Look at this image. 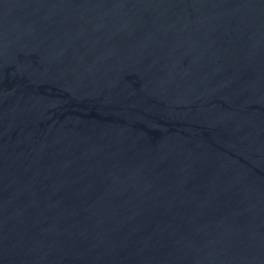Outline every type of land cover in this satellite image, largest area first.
<instances>
[{
    "label": "water",
    "instance_id": "obj_1",
    "mask_svg": "<svg viewBox=\"0 0 264 264\" xmlns=\"http://www.w3.org/2000/svg\"><path fill=\"white\" fill-rule=\"evenodd\" d=\"M0 264H264V0H0Z\"/></svg>",
    "mask_w": 264,
    "mask_h": 264
}]
</instances>
